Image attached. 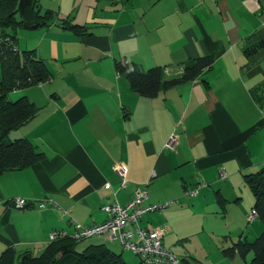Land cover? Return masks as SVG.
I'll return each instance as SVG.
<instances>
[{"label": "crops", "instance_id": "0c3cea01", "mask_svg": "<svg viewBox=\"0 0 264 264\" xmlns=\"http://www.w3.org/2000/svg\"><path fill=\"white\" fill-rule=\"evenodd\" d=\"M95 1L38 0L42 13H52L49 27L17 31L19 53L35 52L50 79L7 95L39 109L8 138L28 140L41 158L0 174V257L12 250L16 263L23 255L38 259L52 232L70 238L100 225L102 206H126L145 189L144 205L178 201L144 214L139 226L163 231V247L184 264H250V253L224 251L264 231L258 218L247 221L254 197L245 181L262 169L264 59L250 75L242 53L243 40L264 29V0ZM203 56L213 58L210 70L154 98L138 96L116 70L117 62L161 67L170 81ZM256 88L261 101L252 96ZM119 165L127 168L124 187ZM201 185L195 197H183ZM17 199H51L56 207L19 210L11 204ZM115 244L99 235L78 248L113 251Z\"/></svg>", "mask_w": 264, "mask_h": 264}, {"label": "trees", "instance_id": "16d2710c", "mask_svg": "<svg viewBox=\"0 0 264 264\" xmlns=\"http://www.w3.org/2000/svg\"><path fill=\"white\" fill-rule=\"evenodd\" d=\"M52 19L51 12L42 13L39 10L38 0H0V174L25 169L41 158V154L28 140L8 138L11 131L32 120L39 109L26 98L9 101L7 95L12 91L41 85L50 79L45 64L35 52L19 53L16 34L18 30L32 31L49 27ZM61 26L79 36L87 34L88 28L85 26L68 21ZM242 53L250 75L260 73L258 62L264 59V29L243 40ZM212 66L213 58L210 56L190 59L183 65L181 76L170 81L163 80L161 67L143 71L138 66L130 67L117 62L116 70L127 79L131 90L138 96L154 98L161 91L194 81ZM258 91L261 89L256 88L251 93L256 101H261L262 96ZM245 181L254 197L253 211L264 225V167L257 173L246 176ZM81 242L71 237L64 238L51 243L38 259L23 255L17 263L14 251L7 250L0 257V264H127L121 255L103 245H89L78 252L77 247ZM234 251L240 255L250 253V264H264V231L253 243L239 241L224 253L230 255Z\"/></svg>", "mask_w": 264, "mask_h": 264}, {"label": "built area", "instance_id": "2783aa9c", "mask_svg": "<svg viewBox=\"0 0 264 264\" xmlns=\"http://www.w3.org/2000/svg\"><path fill=\"white\" fill-rule=\"evenodd\" d=\"M175 137H172L166 147L170 148ZM261 165L264 167V156ZM116 173L121 179V186L127 183V168L119 165ZM225 174L220 173V179H224ZM201 186L185 191L183 197L190 199L195 197ZM148 199L145 189L136 190L134 196L126 206H120L117 202L102 206L101 210L106 214L107 219L104 223L93 227L78 228L71 237L75 241H84L94 236L103 235L112 243H118L124 250L132 252L139 260L140 264H184L181 259L163 247L164 232L156 229H143L139 226L141 217L149 212L166 209L169 205L178 201L163 203L159 205H144ZM12 206L19 210L32 208L34 205L39 209L48 206L56 207L51 199L34 204L29 200L17 199L11 202ZM257 218L253 211L247 221L251 222ZM67 235L62 231H54L49 236V242L53 243L66 238Z\"/></svg>", "mask_w": 264, "mask_h": 264}, {"label": "rangeland", "instance_id": "374dc122", "mask_svg": "<svg viewBox=\"0 0 264 264\" xmlns=\"http://www.w3.org/2000/svg\"><path fill=\"white\" fill-rule=\"evenodd\" d=\"M95 1V0H94ZM97 1H95L96 3ZM20 52L23 51V50H19ZM160 211V210H159ZM256 224H260V226H262L261 222L259 220L256 221ZM262 231V230H261ZM261 231L259 232V234L261 233ZM120 245L115 244L113 247H111L113 249V252H115L116 254H119L121 255L122 259L127 263V264H139V260L138 258L130 251H127V250H124V249H121L119 247ZM83 246H79V248L77 247V251L78 252H81L82 251V248ZM115 250V251H114Z\"/></svg>", "mask_w": 264, "mask_h": 264}]
</instances>
